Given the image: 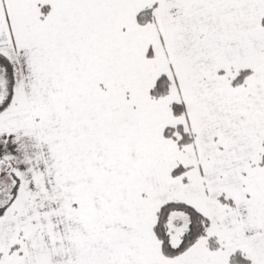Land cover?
Here are the masks:
<instances>
[{"label": "snow or ice", "instance_id": "obj_1", "mask_svg": "<svg viewBox=\"0 0 264 264\" xmlns=\"http://www.w3.org/2000/svg\"><path fill=\"white\" fill-rule=\"evenodd\" d=\"M0 264H264V0H0Z\"/></svg>", "mask_w": 264, "mask_h": 264}]
</instances>
